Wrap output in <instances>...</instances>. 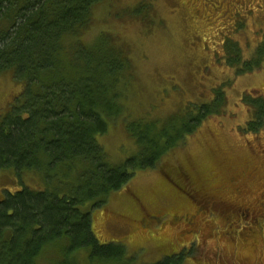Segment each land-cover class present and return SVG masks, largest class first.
I'll use <instances>...</instances> for the list:
<instances>
[{
    "label": "rangeland",
    "instance_id": "obj_1",
    "mask_svg": "<svg viewBox=\"0 0 264 264\" xmlns=\"http://www.w3.org/2000/svg\"><path fill=\"white\" fill-rule=\"evenodd\" d=\"M80 36L88 46L109 39L132 71L122 100L126 108L100 139L117 164L137 149L127 120L163 122L182 112L176 123L167 121V127L180 128L183 114L193 116L200 105L224 98L220 111L163 159L168 167H192L213 179L210 188L200 186L195 201L187 200L172 185L171 173L139 170L94 213L101 242L123 241L134 264H264V132L246 128L264 96V0H100ZM22 88L12 73L0 74V119ZM225 167L233 180L219 183ZM25 182L40 185L33 173ZM218 185L222 189L213 192ZM20 186L12 171L0 170V199ZM204 198L223 202L225 214L205 218L195 204L207 211ZM194 205L196 227L184 221ZM238 207L254 213L235 220L231 212ZM143 211L165 218L152 225Z\"/></svg>",
    "mask_w": 264,
    "mask_h": 264
},
{
    "label": "trees",
    "instance_id": "obj_2",
    "mask_svg": "<svg viewBox=\"0 0 264 264\" xmlns=\"http://www.w3.org/2000/svg\"><path fill=\"white\" fill-rule=\"evenodd\" d=\"M98 1L0 0V74L10 72L23 84L0 119V170L12 171L21 185L0 199V264H83L82 258L88 264H134L123 241L97 237L94 213L108 198L125 190L139 170L171 173L172 185L187 200L192 187L210 188L213 180L192 167H168L163 159L219 112L224 98L200 105L193 116L183 114L180 128H168L167 121L176 123L182 112L163 122L127 120L137 149L121 164L100 143L126 108L122 100L132 71L106 37L94 46L82 42ZM258 98L246 125L254 135L264 132V96ZM226 169L219 183L233 180ZM27 173L40 185L26 183Z\"/></svg>",
    "mask_w": 264,
    "mask_h": 264
},
{
    "label": "flooded vegetation",
    "instance_id": "obj_3",
    "mask_svg": "<svg viewBox=\"0 0 264 264\" xmlns=\"http://www.w3.org/2000/svg\"><path fill=\"white\" fill-rule=\"evenodd\" d=\"M191 191H192L191 192L192 195H195V194L197 196L199 195V190L196 187H192ZM193 192L195 194H193ZM192 195L189 196L190 200H192V198H191ZM192 201H195V200L193 199ZM203 202H205V204H206L205 208L207 210V211H204V212H201L202 210H200V208L198 207L196 202H195V204L197 206V209L199 210V213L202 214L203 216H206L205 218H207V219L208 218H213L216 215L224 213V211L221 209L223 202H220L217 199H211V198H204ZM194 208H195V205H194ZM236 209H237L236 211H234V212L232 211L231 212V213H233L232 218L236 217L235 220L242 219V218L245 219V217H248L249 215H252V212L254 213L253 210L248 209V208L245 209V208L238 207ZM143 213H145L147 215V220L150 221V223L152 225H158L165 218V215H161V214L156 216V215H153V214H151V215L149 214L148 215L147 212H144V211H143ZM199 213H196V208H195V213H193V214L187 212L185 214L186 216L184 217V221H186L185 224L186 225L190 224L193 227L195 225V227H196V224H198V222H197L198 219L197 218H198ZM227 219H230V218H227ZM199 227H201L200 224H199Z\"/></svg>",
    "mask_w": 264,
    "mask_h": 264
}]
</instances>
